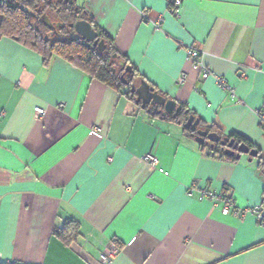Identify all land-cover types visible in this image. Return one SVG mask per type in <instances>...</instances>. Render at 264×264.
<instances>
[{
  "label": "crops",
  "instance_id": "obj_1",
  "mask_svg": "<svg viewBox=\"0 0 264 264\" xmlns=\"http://www.w3.org/2000/svg\"><path fill=\"white\" fill-rule=\"evenodd\" d=\"M74 2L137 76L258 153L220 157L175 120L0 36V262L101 264L113 241L119 250L108 264H264V225L241 213L264 193V129L255 114L264 95V0H182L177 15L165 0ZM187 47L200 50L232 94L200 78ZM202 188L234 205L222 213ZM68 219L76 227L64 241L54 229Z\"/></svg>",
  "mask_w": 264,
  "mask_h": 264
},
{
  "label": "trees",
  "instance_id": "obj_2",
  "mask_svg": "<svg viewBox=\"0 0 264 264\" xmlns=\"http://www.w3.org/2000/svg\"><path fill=\"white\" fill-rule=\"evenodd\" d=\"M41 12H45L52 22H61V25H56L53 28L46 26L41 20ZM78 18H84L91 22L97 31V35L104 39V50H98L95 45L83 39L74 32L72 26H69L70 22ZM0 36H8L28 45L40 53L44 61H47L54 55L58 56L83 70L90 77L103 82L134 101L135 95L134 92L129 90V84L126 85L122 82V76L124 79H127L128 74H122L118 60L123 59L132 68L133 74L130 82L137 83L138 78H141V76H137L135 67L118 51L112 39L96 26L87 11L83 7L77 6L74 0L72 2H66L64 0H50L49 2L46 0H0ZM113 54H116V56H113ZM160 93L166 96L165 93ZM176 104L179 109L174 116L161 113L162 108L160 105L154 104L147 106L146 104L144 108L151 116L175 120L181 124L182 130L186 134L194 137L195 132L182 125L187 115L191 112L185 105L178 102ZM191 114L197 117L194 113ZM197 128L205 129L206 131H215L205 125L201 119L198 121ZM215 132L220 137L226 135L238 142H245L250 146L247 138L237 132L230 131L227 134ZM198 143L201 147H208L210 152L216 153L220 157L227 159H234L235 157L234 155L224 153L218 142L210 145V142L205 137L198 141ZM75 224L76 222L68 219L62 226L55 228L54 231L57 236L67 241L73 236L76 227ZM0 264L19 263L0 262Z\"/></svg>",
  "mask_w": 264,
  "mask_h": 264
},
{
  "label": "water",
  "instance_id": "obj_3",
  "mask_svg": "<svg viewBox=\"0 0 264 264\" xmlns=\"http://www.w3.org/2000/svg\"><path fill=\"white\" fill-rule=\"evenodd\" d=\"M46 1L49 2L50 0ZM64 1L72 2L73 0ZM40 17L42 22L50 28H53L56 25H61V22H52L45 12H41ZM69 26H72L74 32L81 36L83 39H85L86 41H90L92 45H95L98 50H104V39L97 35L96 29L92 26L89 20L78 18L73 22H70ZM113 56H116V54H113ZM118 64L119 68L122 70V74H128L127 79H124L122 76V82L126 85L129 84V90L131 92H134V102L136 104H139L141 108H143L146 104L160 105L162 108L161 113L171 114L172 116L177 113L179 107L177 106L174 99L161 94L156 88H154L153 85L149 84L142 77L139 78L137 83L130 82L133 74L132 68L129 64H126L123 59H119ZM198 121V117H194L193 114L190 113L187 115L182 124L184 127H188L190 130L195 132L194 139L196 141H200L203 139V137H205L206 140L210 142V145L218 142L224 153L234 155L235 157H239L241 153L248 154V159L257 156V149L250 147L245 142H238L232 137L229 138L226 135L220 137L215 131H206L205 129L197 128Z\"/></svg>",
  "mask_w": 264,
  "mask_h": 264
},
{
  "label": "built area",
  "instance_id": "obj_4",
  "mask_svg": "<svg viewBox=\"0 0 264 264\" xmlns=\"http://www.w3.org/2000/svg\"><path fill=\"white\" fill-rule=\"evenodd\" d=\"M167 5V11L172 15H177L179 11L180 4L182 0H165ZM143 16H146L145 9L141 10ZM160 21V17L156 21H154V25L158 26ZM186 58L191 61V63L196 66L200 71V78H206L211 76L215 83L222 89L229 91L231 94L233 93L232 87L226 82V80L214 73L207 65H205L200 57V50L195 47H187L186 48ZM186 77L185 69L180 70L178 76L175 78L177 83H181L184 81ZM34 111L36 114H43L45 109L40 106H34ZM255 114L259 124L264 129V95L261 105L255 110ZM144 158L149 161H153L154 157L150 153L144 155ZM201 196L208 197L214 201H221L222 213H228L230 211V207L234 205V200L228 194H224L220 191H214L209 188H202ZM264 204V194L262 195L261 201L258 204H255L250 207H245L241 210V213L244 214L246 212H250L256 216L260 223L264 225V210L262 209V205ZM119 246L115 242H110L108 245L99 253V261L101 264H108L115 254L118 252Z\"/></svg>",
  "mask_w": 264,
  "mask_h": 264
},
{
  "label": "flooded vegetation",
  "instance_id": "obj_5",
  "mask_svg": "<svg viewBox=\"0 0 264 264\" xmlns=\"http://www.w3.org/2000/svg\"><path fill=\"white\" fill-rule=\"evenodd\" d=\"M151 104H147V106H150Z\"/></svg>",
  "mask_w": 264,
  "mask_h": 264
}]
</instances>
